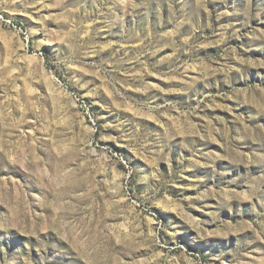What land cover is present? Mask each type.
Wrapping results in <instances>:
<instances>
[{
  "label": "rangeland",
  "instance_id": "1",
  "mask_svg": "<svg viewBox=\"0 0 264 264\" xmlns=\"http://www.w3.org/2000/svg\"><path fill=\"white\" fill-rule=\"evenodd\" d=\"M0 264H264V0H0Z\"/></svg>",
  "mask_w": 264,
  "mask_h": 264
}]
</instances>
